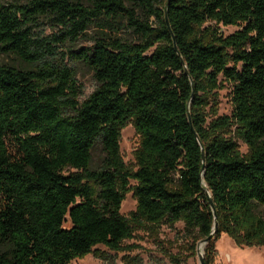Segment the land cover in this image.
<instances>
[{
  "label": "trees",
  "instance_id": "obj_1",
  "mask_svg": "<svg viewBox=\"0 0 264 264\" xmlns=\"http://www.w3.org/2000/svg\"><path fill=\"white\" fill-rule=\"evenodd\" d=\"M122 20L138 42L106 33ZM91 27L90 47L60 50ZM0 54L15 61L0 63V264L102 258L96 246L121 252L164 223L183 224L192 255L207 240L204 264L221 233L264 247V0H0ZM65 57L97 83L83 101ZM219 78L229 116L215 117ZM128 123L135 169L120 155Z\"/></svg>",
  "mask_w": 264,
  "mask_h": 264
},
{
  "label": "rangeland",
  "instance_id": "obj_2",
  "mask_svg": "<svg viewBox=\"0 0 264 264\" xmlns=\"http://www.w3.org/2000/svg\"><path fill=\"white\" fill-rule=\"evenodd\" d=\"M82 1L85 3L88 0ZM5 2H10V0H5ZM120 23L123 26L120 30L117 32L106 30V33L111 37H118L130 42H138V35L130 28L125 27L126 22L122 20ZM205 26L213 29L216 28L223 37L233 34L240 29L237 26H216L213 22H207ZM41 29L43 36L57 32L56 29H51L47 24L42 26ZM95 36H99V32L95 27H91L80 40L75 43H67L60 50H78L80 48L90 47L92 45V39ZM1 62L15 64V61L11 57L0 54ZM63 63L74 70L75 79L82 89L80 101H83L97 87L92 72L84 64L70 62L66 57ZM219 81L221 88L217 90L215 117L229 116L232 110V85L222 81L221 78H219ZM215 117L212 116L208 119L210 120ZM139 142L140 139L134 130L133 124L128 123L121 131L119 142L120 155L128 168L135 169L134 152L138 148ZM235 143L237 144L239 152L245 155L247 152L245 144L241 140H235ZM101 157L100 150L96 149L93 157V166L99 162ZM130 185H134V183L131 182ZM135 208V197L132 193H128L121 204L120 213L122 216L128 217L130 213L135 211ZM258 213L264 215V208H258ZM69 226L68 222L64 224L65 228ZM123 246L129 248L121 252H115L103 246H96L94 249L102 258H96L94 255L89 254L73 260L70 264H200L199 255L203 256L205 248V244L199 242L195 246V254H191L188 250L189 242L185 238L182 223H176L174 225L164 223L160 225L156 237L142 230H137L133 234V238L125 241ZM214 247L216 251L214 264H264V247L238 246L232 238L224 233L219 235L214 242Z\"/></svg>",
  "mask_w": 264,
  "mask_h": 264
},
{
  "label": "water",
  "instance_id": "obj_3",
  "mask_svg": "<svg viewBox=\"0 0 264 264\" xmlns=\"http://www.w3.org/2000/svg\"><path fill=\"white\" fill-rule=\"evenodd\" d=\"M209 203H210V207H211L212 213L214 214V213H215V210H214V206H213V204H212L210 198H209ZM216 228H217V223L214 222V226H213L212 234L215 233ZM212 234H211V235H212ZM206 242H207V240L203 241L202 243H203V244H206ZM199 262H200V264H204V262H203V256H202V255H199Z\"/></svg>",
  "mask_w": 264,
  "mask_h": 264
},
{
  "label": "bare ground",
  "instance_id": "obj_4",
  "mask_svg": "<svg viewBox=\"0 0 264 264\" xmlns=\"http://www.w3.org/2000/svg\"><path fill=\"white\" fill-rule=\"evenodd\" d=\"M200 248V247H199Z\"/></svg>",
  "mask_w": 264,
  "mask_h": 264
}]
</instances>
